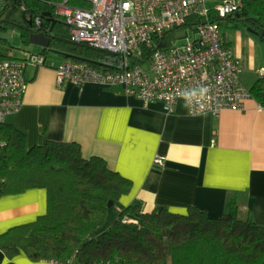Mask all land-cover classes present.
Here are the masks:
<instances>
[{
    "label": "trees",
    "instance_id": "obj_1",
    "mask_svg": "<svg viewBox=\"0 0 264 264\" xmlns=\"http://www.w3.org/2000/svg\"><path fill=\"white\" fill-rule=\"evenodd\" d=\"M239 1L235 12L218 18L221 27L251 28L264 42V0ZM58 2L7 0L0 8V29L19 27L26 41L31 32H44L50 37L44 53L119 68L118 54L70 39L69 25L56 13ZM10 57L15 56L0 50V58ZM249 91L264 107V78L258 76ZM34 187L46 189L47 209L0 234V248L10 258L24 252L35 261L69 263L75 258L79 264H264V225L251 215L240 218L235 199L219 216L195 205L183 211L167 206L146 211L135 199L95 234L109 200L128 193L131 179L111 169L101 156L85 157L76 141L49 139L28 145L24 131L1 120L0 196Z\"/></svg>",
    "mask_w": 264,
    "mask_h": 264
},
{
    "label": "crops",
    "instance_id": "obj_2",
    "mask_svg": "<svg viewBox=\"0 0 264 264\" xmlns=\"http://www.w3.org/2000/svg\"><path fill=\"white\" fill-rule=\"evenodd\" d=\"M57 53L51 60L47 56L48 62L66 59ZM25 75L23 102L5 121L24 131L28 145L76 141L85 157L101 156L132 181L128 193L109 200L95 234L135 199L146 211L161 206L183 211L195 205L211 216L223 214L235 199L240 218L251 215L264 225V107L254 98L245 101L243 110L224 109L219 115L191 114L179 98L175 112L168 113L160 102L144 105L118 85L57 83L50 66L27 65ZM158 155L162 164L154 162ZM46 209L44 188L0 196V234ZM0 264L79 262L35 261L24 252L10 258L0 248Z\"/></svg>",
    "mask_w": 264,
    "mask_h": 264
},
{
    "label": "built area",
    "instance_id": "obj_3",
    "mask_svg": "<svg viewBox=\"0 0 264 264\" xmlns=\"http://www.w3.org/2000/svg\"><path fill=\"white\" fill-rule=\"evenodd\" d=\"M59 0L56 13L69 25L73 42L108 50L121 57L117 69L88 60L48 62L43 52L0 58V121L21 106L27 89V65L55 69L57 83L97 82L121 86L144 105L160 102L175 112L186 90L207 87L209 98L186 102L188 112L245 109L251 98L240 81V64L226 43L219 17L235 12L239 0ZM7 0H0V8ZM193 32V33H191ZM264 78V63L258 67ZM154 162L163 163L161 156Z\"/></svg>",
    "mask_w": 264,
    "mask_h": 264
},
{
    "label": "rangeland",
    "instance_id": "obj_4",
    "mask_svg": "<svg viewBox=\"0 0 264 264\" xmlns=\"http://www.w3.org/2000/svg\"><path fill=\"white\" fill-rule=\"evenodd\" d=\"M222 31L227 41H233L232 51H239L234 53V56L238 58L241 68L240 81L249 88L258 77V67L264 63V42L257 34L243 27L223 25ZM0 38H3L0 39V50L15 57L43 51L41 46L26 41L21 29L11 24L5 29H0ZM45 54L49 60L60 55L49 50ZM7 118L8 114L4 120Z\"/></svg>",
    "mask_w": 264,
    "mask_h": 264
},
{
    "label": "clouds",
    "instance_id": "obj_5",
    "mask_svg": "<svg viewBox=\"0 0 264 264\" xmlns=\"http://www.w3.org/2000/svg\"><path fill=\"white\" fill-rule=\"evenodd\" d=\"M209 89L207 87H198V88H193L190 90H186L184 92H182L180 95L182 96V98L186 101H193V100H199L202 101L204 100L206 97L210 99L209 97Z\"/></svg>",
    "mask_w": 264,
    "mask_h": 264
},
{
    "label": "water",
    "instance_id": "obj_6",
    "mask_svg": "<svg viewBox=\"0 0 264 264\" xmlns=\"http://www.w3.org/2000/svg\"><path fill=\"white\" fill-rule=\"evenodd\" d=\"M248 30L255 32L253 29L248 28ZM29 43L37 44L43 48H50V37L45 35L44 32L33 31L30 33L28 38Z\"/></svg>",
    "mask_w": 264,
    "mask_h": 264
}]
</instances>
